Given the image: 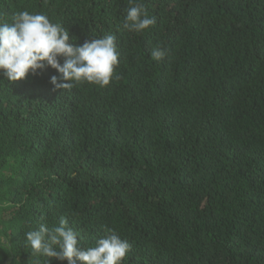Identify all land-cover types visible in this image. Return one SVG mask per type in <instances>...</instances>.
I'll return each instance as SVG.
<instances>
[{
    "label": "trees",
    "instance_id": "trees-1",
    "mask_svg": "<svg viewBox=\"0 0 264 264\" xmlns=\"http://www.w3.org/2000/svg\"><path fill=\"white\" fill-rule=\"evenodd\" d=\"M141 2L139 34L129 0H0L120 53L104 88L0 76V264H45L25 233L61 217L84 248L114 229L123 264H264V0Z\"/></svg>",
    "mask_w": 264,
    "mask_h": 264
},
{
    "label": "clouds",
    "instance_id": "clouds-1",
    "mask_svg": "<svg viewBox=\"0 0 264 264\" xmlns=\"http://www.w3.org/2000/svg\"><path fill=\"white\" fill-rule=\"evenodd\" d=\"M129 5L124 29L142 34L156 25V17L149 16L141 0H129ZM76 41L74 36L70 41L68 29L53 23L43 13L23 10L14 14L11 22L0 20V76L15 82L51 67L60 75L52 76L50 83L54 89L64 91L85 83L104 88L119 79L115 72L120 62L116 35L105 34L83 44ZM166 55L168 49L160 45L151 51L155 61ZM105 231L106 235L97 239L94 246L84 248L78 240L79 234L61 217L58 226L42 223L38 229L25 233V237L34 254L48 258L45 264H51L53 259L66 260L67 264L78 261L80 264H123L131 244L114 229Z\"/></svg>",
    "mask_w": 264,
    "mask_h": 264
}]
</instances>
